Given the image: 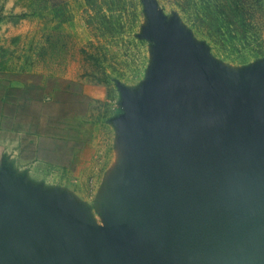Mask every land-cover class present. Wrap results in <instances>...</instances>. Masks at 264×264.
<instances>
[{"label": "rangeland", "instance_id": "obj_1", "mask_svg": "<svg viewBox=\"0 0 264 264\" xmlns=\"http://www.w3.org/2000/svg\"><path fill=\"white\" fill-rule=\"evenodd\" d=\"M0 80V179L50 222L1 259L264 264L244 187L264 185V56L227 57L165 0H0ZM81 90L101 100L83 126L62 114Z\"/></svg>", "mask_w": 264, "mask_h": 264}, {"label": "trees", "instance_id": "obj_2", "mask_svg": "<svg viewBox=\"0 0 264 264\" xmlns=\"http://www.w3.org/2000/svg\"><path fill=\"white\" fill-rule=\"evenodd\" d=\"M176 5L185 15L187 22L199 33H202L214 44L217 51L238 62H247L264 56V0H165ZM78 81H69L76 86ZM28 83L15 89L24 91ZM111 89L110 86H108ZM70 107H63L62 114H69L72 120L78 117L80 125L88 124L95 117L96 102L101 100L89 96L85 91L70 92ZM46 106V103L43 104ZM42 113L39 112V115ZM43 114H41L42 116ZM39 120V119H38ZM79 120V119H78ZM95 122V121H94ZM93 122V123H94ZM37 122V134L51 132L50 127L40 126ZM74 129V126H72ZM73 136V132L71 133ZM76 136H74L75 138ZM81 139L66 138L69 145L80 142L82 147L90 143L92 132L86 129ZM82 140V141H81ZM40 157V151L38 152Z\"/></svg>", "mask_w": 264, "mask_h": 264}, {"label": "crops", "instance_id": "obj_3", "mask_svg": "<svg viewBox=\"0 0 264 264\" xmlns=\"http://www.w3.org/2000/svg\"><path fill=\"white\" fill-rule=\"evenodd\" d=\"M2 177L0 179V252L3 255L8 251H15L21 255L23 249L20 247V241L23 239L20 237L33 235L34 238V235H44L47 231H40L44 227L49 228L50 222L45 223L43 219L45 212L38 200L30 201L32 205H36L32 207L34 211L29 216L28 212H25L26 208L22 190H20L16 183L13 184V179L7 182V174ZM18 259L19 262L16 264H20V261L25 260L19 257ZM10 260L7 257L1 259L0 255V264L14 263V261Z\"/></svg>", "mask_w": 264, "mask_h": 264}, {"label": "water", "instance_id": "obj_4", "mask_svg": "<svg viewBox=\"0 0 264 264\" xmlns=\"http://www.w3.org/2000/svg\"><path fill=\"white\" fill-rule=\"evenodd\" d=\"M244 187L247 190V192H249L251 195L261 194L262 196H264V185L255 186V187H249L244 185ZM20 264H24V261H21Z\"/></svg>", "mask_w": 264, "mask_h": 264}]
</instances>
